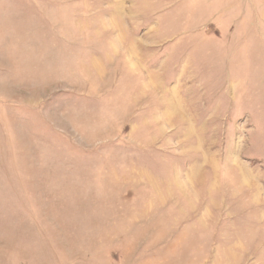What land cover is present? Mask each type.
<instances>
[{"label":"rangeland","instance_id":"obj_1","mask_svg":"<svg viewBox=\"0 0 264 264\" xmlns=\"http://www.w3.org/2000/svg\"><path fill=\"white\" fill-rule=\"evenodd\" d=\"M0 264H264V0H0Z\"/></svg>","mask_w":264,"mask_h":264}]
</instances>
